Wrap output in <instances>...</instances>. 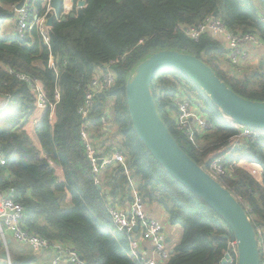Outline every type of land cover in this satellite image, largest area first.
Here are the masks:
<instances>
[{
  "label": "trees",
  "instance_id": "obj_1",
  "mask_svg": "<svg viewBox=\"0 0 264 264\" xmlns=\"http://www.w3.org/2000/svg\"><path fill=\"white\" fill-rule=\"evenodd\" d=\"M21 1L0 0V97L14 98L0 111V152L6 156L5 165L0 164V191L15 189V200L25 209L24 227L50 243L70 247L85 264H134L126 256L131 248L127 235L116 231L109 216L111 207L126 209L134 188L147 204L161 207L172 225L182 228L165 264H222L228 249L224 236L234 239L230 228L172 178L139 140L125 86L141 62L159 51L172 50L201 59L238 95L264 102L262 70L249 68L237 75L225 60L227 51L220 41L208 34L191 40L181 30L215 17L232 34L264 40V0H85L84 6L74 8L75 18L54 20L50 27L51 52L61 70L58 79L49 69L50 52L35 27L29 28L24 40L2 32L3 24L15 20L11 8ZM29 3L37 14L45 12L43 0ZM223 62L231 69L220 68ZM110 63H115L116 82L95 94L85 121L79 110L87 88ZM21 75L38 80L48 102L55 104L54 122L45 110L34 126L36 144L27 126L37 113V98ZM152 91L158 92L155 99L161 118L197 164L234 135L218 108L184 74L161 71ZM177 93L216 124L217 130L198 137L196 145L177 129L173 118ZM211 109L217 111L215 118L209 115ZM85 123L101 158L115 152L125 158V166L103 169L98 185L82 139ZM227 167L223 186L241 201L253 224L264 228V147L254 145L237 152ZM255 170L261 172L262 180L254 176ZM14 247L9 248L12 264L34 262L31 256H19ZM5 258L0 243V260Z\"/></svg>",
  "mask_w": 264,
  "mask_h": 264
},
{
  "label": "built area",
  "instance_id": "obj_2",
  "mask_svg": "<svg viewBox=\"0 0 264 264\" xmlns=\"http://www.w3.org/2000/svg\"><path fill=\"white\" fill-rule=\"evenodd\" d=\"M53 1L43 0V8L45 10L43 14L34 12L30 8L29 0H26L22 9L17 10L19 3L14 5L11 10L15 13V20L13 21L17 37L24 40L29 28H36L38 36L50 52L48 61L49 69L54 72L58 79L61 70L56 64L55 57L51 52L50 27L48 26L49 19L55 16V11L52 6ZM81 2L83 0H72L71 3L63 0L61 18H67L71 13H74V8H78ZM181 30L189 39L195 41H198L203 35L207 34L217 40H224L227 51L225 57L227 62L235 69L237 75L243 74L247 68L254 66L258 61V59H255L253 64L250 62V53L247 47L251 46L264 50V40L252 34H232L215 17L207 18L197 26H184ZM262 61H264V58ZM114 64L110 63L105 68H102L87 88L86 101L79 110L80 115L85 121L91 112L95 94L114 86L116 82V76L113 72ZM262 71L264 75V65ZM19 77L30 87L36 96L38 108L48 110L49 121L51 123L54 122L55 104L48 102L41 83L38 80H32L24 75ZM177 94L174 99L176 111L173 114L177 129L187 139V142L196 145L198 143V137H205L217 130L216 124L210 120L208 115L204 117L200 112V108H195L189 99L179 93ZM59 100L60 96L57 93L56 103ZM12 102L13 98L0 97V110ZM221 116L234 130V135L228 139L227 144L208 155L200 166L223 186L222 182L227 177L228 172L227 162L231 161L237 152L250 149V146L258 145L264 147V130L239 125L222 113ZM106 124L107 121L103 120V125L106 126ZM89 131L90 125L89 123H85L82 126V139L87 149L91 168L95 174V183L98 185L100 184L102 170L110 167L125 166V158L120 152H115L110 157L101 158L99 156L100 153L92 146ZM5 163L6 156L0 152V164L5 165ZM253 174L258 181L262 180L260 171L255 170ZM131 190L133 196L128 211L119 209L118 207H111L109 209V216L116 227V231L125 233L131 243V248L126 252V256L134 264H165L170 260L174 247L168 246L163 225L157 220L149 218L146 211L147 203L143 196L136 189L133 188ZM15 198V189H9L5 192L0 191V243L2 244L6 257L0 260V264H12L9 255V237L21 246L32 248L35 252L52 251L54 253V259L51 264H62V262H68V264H85L80 255L70 247L50 243L38 233L30 232L24 227L25 209L23 205L16 202ZM249 218L251 220L250 216ZM254 227L261 259L260 264H264V228L255 224ZM136 228H138L137 231ZM113 234L115 235L116 233ZM144 240H149L153 244L152 252L147 255L143 253L138 245V243ZM227 241L228 249L224 253L223 260H226L227 264H237L236 241L235 239H228Z\"/></svg>",
  "mask_w": 264,
  "mask_h": 264
},
{
  "label": "water",
  "instance_id": "obj_3",
  "mask_svg": "<svg viewBox=\"0 0 264 264\" xmlns=\"http://www.w3.org/2000/svg\"><path fill=\"white\" fill-rule=\"evenodd\" d=\"M25 2L22 0L17 10L22 9ZM62 4L63 0L53 1L55 16L49 19V27L55 19L67 21L66 17L61 18ZM84 5L85 0L78 6ZM69 18H75V14H70ZM263 65L264 61L260 62V68ZM163 70L184 74L222 114L242 126L264 130V102L238 95L201 59L172 50L159 51L141 62L125 86L132 126L145 148L172 178L202 200L230 228L237 244V264H260L256 230L241 201L190 158L161 118L152 83ZM224 239L228 240V236ZM222 264L227 261L223 260Z\"/></svg>",
  "mask_w": 264,
  "mask_h": 264
},
{
  "label": "crops",
  "instance_id": "obj_4",
  "mask_svg": "<svg viewBox=\"0 0 264 264\" xmlns=\"http://www.w3.org/2000/svg\"><path fill=\"white\" fill-rule=\"evenodd\" d=\"M2 32L4 34L10 35V36H15L14 35L15 34L14 32H16V30L10 24L8 26H6V24H5L4 25V29L2 30ZM218 41H220L221 43L224 42L223 43V46L225 47V44L226 43H225L224 40H218ZM247 50L250 53V62L252 64H253V62H254L255 59H258V61H259V62L257 61L258 63L256 62L257 64L256 63L254 64L255 67L254 66L249 67V68H252V69H250L251 71L256 70L255 69L256 66L260 62H262V60L264 58V50H260V49H257V48H253L251 46L247 47ZM258 66H259L258 70L261 71L263 67L260 68V65H258ZM249 68H247L246 70L248 71ZM44 111L45 110L38 108L35 117L31 121V123L28 125V126H31V130H32V133L33 134H34V130H33L34 129V126H36L37 123L40 122V117L44 113ZM28 126H27V130L29 132ZM30 135H31V133H30ZM132 196H133V194L131 192V198H132ZM131 201H132V199H131ZM130 203L131 202H127L126 203L127 205L125 207L126 208L125 211H128L129 210ZM118 207H120V206H118ZM146 211H147V214H148L149 218L154 219V220H157L158 222H160L163 225L164 234H165V237H166L168 246L175 247V245L179 242L180 237H181V234H180L181 231L177 228V227H180V226L172 225L170 223V221H169V219H168L167 214L165 213V211L161 207H159L157 205H153L152 206V205L147 204ZM181 230H182V228H181ZM175 238H177V240H176V242H173L175 240ZM9 239H11L10 240L11 243L8 244L9 245V248L13 244V245H15L14 248H16L17 251L20 252L21 255H19V256L24 257V258H26L28 256H31V258L34 259V262L31 263V264H51V262L54 259V253L52 251L45 250V251L35 252L30 247L19 245L11 237H9ZM171 243H173V244L171 245ZM138 245H139L140 249L143 251L144 254L147 255V254H150L152 252L153 244L149 240L141 241L140 243H138ZM62 264H68V262H62Z\"/></svg>",
  "mask_w": 264,
  "mask_h": 264
},
{
  "label": "rangeland",
  "instance_id": "obj_5",
  "mask_svg": "<svg viewBox=\"0 0 264 264\" xmlns=\"http://www.w3.org/2000/svg\"><path fill=\"white\" fill-rule=\"evenodd\" d=\"M66 2L67 3H71L72 2V0H66ZM2 30L4 29V26L1 28ZM15 34L14 35H16V32H14ZM237 35H240V34H237ZM225 60H227L226 59V57H225ZM225 60H223V61H225ZM220 68H222L224 71H227V70H229V66L225 63V62H223L222 63V66L220 65ZM258 68H259V66L257 65L256 66V70H258ZM221 69V70H222ZM154 96L156 97V96H158V92L156 91H154ZM209 115L211 116V118H215L216 117V115H217V111L215 110V109H211L210 111H209ZM28 129H29V132L31 133V139L34 141V143L36 144L37 143V141H36V138H35V136H34V134L32 133V130H31V126H28ZM185 149H188V147L185 145ZM180 231H181V233H182V230H181V228L180 227H177ZM180 233V234H181ZM178 238V237H177ZM177 238H175V240L173 241V242H176V240H177ZM173 243H171V245H172ZM170 247H173V246H170Z\"/></svg>",
  "mask_w": 264,
  "mask_h": 264
},
{
  "label": "clouds",
  "instance_id": "obj_6",
  "mask_svg": "<svg viewBox=\"0 0 264 264\" xmlns=\"http://www.w3.org/2000/svg\"><path fill=\"white\" fill-rule=\"evenodd\" d=\"M78 7H79V6H78ZM71 14H72V13H71ZM69 16H70V15H69ZM5 24H6V26H8V25L10 24L12 27L15 28V24H14V21H13V20L8 21V22H6ZM5 24H3L2 27H3ZM15 36H17V34H16ZM2 98H4V97H2ZM13 102H14V98H13ZM13 102H12V103H13ZM8 105H9V104H8ZM8 105H7V106H8ZM7 106H6V107H7ZM6 107H4L3 109H5ZM37 107H38V106H37ZM3 109H1V110H3ZM1 110H0V111H1ZM220 113H221V112H220ZM38 124H39V123H37V125H38ZM9 240H11V239H9ZM8 246H9V245H8ZM11 261H12V260H11Z\"/></svg>",
  "mask_w": 264,
  "mask_h": 264
},
{
  "label": "bare ground",
  "instance_id": "obj_7",
  "mask_svg": "<svg viewBox=\"0 0 264 264\" xmlns=\"http://www.w3.org/2000/svg\"><path fill=\"white\" fill-rule=\"evenodd\" d=\"M197 131V130H196ZM201 135V134H200Z\"/></svg>",
  "mask_w": 264,
  "mask_h": 264
}]
</instances>
